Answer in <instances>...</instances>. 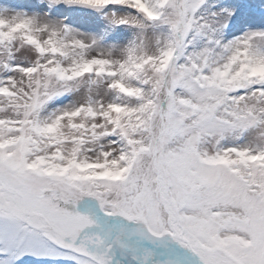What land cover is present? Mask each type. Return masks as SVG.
I'll list each match as a JSON object with an SVG mask.
<instances>
[{
    "label": "snow or ice",
    "instance_id": "1",
    "mask_svg": "<svg viewBox=\"0 0 264 264\" xmlns=\"http://www.w3.org/2000/svg\"><path fill=\"white\" fill-rule=\"evenodd\" d=\"M0 264H264V0H0Z\"/></svg>",
    "mask_w": 264,
    "mask_h": 264
}]
</instances>
